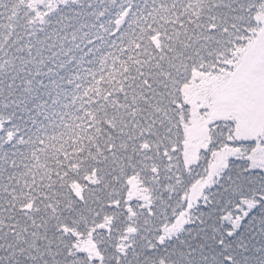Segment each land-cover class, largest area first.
Listing matches in <instances>:
<instances>
[{"label": "snow or ice", "instance_id": "6c2138e0", "mask_svg": "<svg viewBox=\"0 0 264 264\" xmlns=\"http://www.w3.org/2000/svg\"><path fill=\"white\" fill-rule=\"evenodd\" d=\"M0 264H264V0H0Z\"/></svg>", "mask_w": 264, "mask_h": 264}]
</instances>
